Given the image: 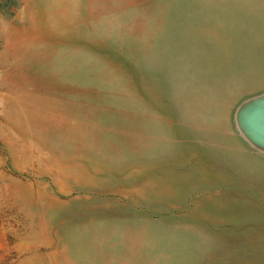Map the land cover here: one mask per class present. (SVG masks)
I'll return each mask as SVG.
<instances>
[{
	"label": "rangeland",
	"instance_id": "374dc122",
	"mask_svg": "<svg viewBox=\"0 0 264 264\" xmlns=\"http://www.w3.org/2000/svg\"><path fill=\"white\" fill-rule=\"evenodd\" d=\"M261 102L264 0H0V264H264Z\"/></svg>",
	"mask_w": 264,
	"mask_h": 264
},
{
	"label": "water",
	"instance_id": "95a60500",
	"mask_svg": "<svg viewBox=\"0 0 264 264\" xmlns=\"http://www.w3.org/2000/svg\"><path fill=\"white\" fill-rule=\"evenodd\" d=\"M259 105L262 107L261 110L257 109V115H255L253 118L249 117L250 121L247 120V122L252 128L255 129V127H257L261 129V133L264 134V102L259 103Z\"/></svg>",
	"mask_w": 264,
	"mask_h": 264
}]
</instances>
